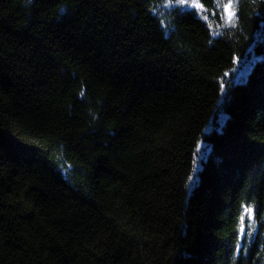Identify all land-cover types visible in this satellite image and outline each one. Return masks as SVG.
I'll use <instances>...</instances> for the list:
<instances>
[{
    "label": "trees",
    "instance_id": "trees-1",
    "mask_svg": "<svg viewBox=\"0 0 264 264\" xmlns=\"http://www.w3.org/2000/svg\"><path fill=\"white\" fill-rule=\"evenodd\" d=\"M197 1L0 0V264H264V0Z\"/></svg>",
    "mask_w": 264,
    "mask_h": 264
},
{
    "label": "rangeland",
    "instance_id": "rangeland-1",
    "mask_svg": "<svg viewBox=\"0 0 264 264\" xmlns=\"http://www.w3.org/2000/svg\"><path fill=\"white\" fill-rule=\"evenodd\" d=\"M194 3H198V1L197 0H191L190 2H185L184 4H182V6L183 7H185V8H188V9H193V10H195L198 14H200L201 13V10H200V8L201 7H194L193 6V4ZM230 11H232V9L230 10ZM227 13H226V11H225V7H224V9H223V20H224V22H230L228 19H227ZM249 60L250 61H252L253 60V56H251V57H249ZM248 61V60H247ZM250 61H249V63H250ZM237 70H240L238 73H237V77H238V79H240L242 76H244V75H246V73H247V71H248V64H242V65H238V69ZM237 70H236V72H237ZM221 121V120H220ZM205 149H206V147H205V145L204 144H199L198 145V147H197V159H202V158H204L205 157V152H207V151H205ZM198 164L199 163H197V169H198Z\"/></svg>",
    "mask_w": 264,
    "mask_h": 264
},
{
    "label": "snow or ice",
    "instance_id": "snow-or-ice-1",
    "mask_svg": "<svg viewBox=\"0 0 264 264\" xmlns=\"http://www.w3.org/2000/svg\"><path fill=\"white\" fill-rule=\"evenodd\" d=\"M178 2L180 4H184L186 2V0H178ZM194 7H201V5L199 3H194L193 4ZM225 7V11L228 14L227 15V19L231 22L235 16V12L234 11H230L233 8V5L230 3H228L227 5L224 6ZM83 95V93H82ZM249 212H251V209L248 210Z\"/></svg>",
    "mask_w": 264,
    "mask_h": 264
}]
</instances>
